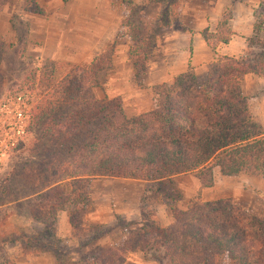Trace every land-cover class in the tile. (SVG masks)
Here are the masks:
<instances>
[{"label": "trees", "instance_id": "16d2710c", "mask_svg": "<svg viewBox=\"0 0 264 264\" xmlns=\"http://www.w3.org/2000/svg\"><path fill=\"white\" fill-rule=\"evenodd\" d=\"M230 35L222 17L213 32L201 33L210 48L227 42ZM129 38L127 55L136 78L147 62L148 43L134 33ZM113 48L114 41L87 63H65L68 68L62 71L60 63L45 60L38 76L31 78V90L38 89L31 114L39 137L52 146L45 149L44 185L26 200L30 217L38 220L42 214L47 232L54 228L57 211L68 204L76 207L73 193L78 197L97 176L165 184L193 172L202 188L212 184L215 170L223 176L240 171L264 175V132L241 91L244 74L264 76V57L218 55L207 64L202 80L187 70L155 84L153 107L126 117L120 98L93 95L98 74L112 66ZM165 204L172 218L168 225L141 210L139 226L125 231L129 222L116 217L121 226L118 241L95 246L79 260L57 259V264H123L133 252L150 253L158 264H222L224 259L230 264H264L262 227L228 198L203 201L196 195L183 209ZM36 209L42 210L40 216ZM68 221L81 247L109 232L104 224L88 225L80 218L75 223L72 216ZM22 238L28 241L31 236Z\"/></svg>", "mask_w": 264, "mask_h": 264}, {"label": "rangeland", "instance_id": "374dc122", "mask_svg": "<svg viewBox=\"0 0 264 264\" xmlns=\"http://www.w3.org/2000/svg\"><path fill=\"white\" fill-rule=\"evenodd\" d=\"M223 1H214L215 10H218ZM233 1L241 2L249 11L251 9L253 16L251 19L253 32L248 37L247 47L240 57L245 53L249 57H264V0ZM109 2L110 5L114 3L110 0ZM207 2V0H122L124 12L115 23L111 41L103 47H83L80 45L77 32L69 29L77 20L70 11L69 0H0V262L6 260L9 264H57V259L76 257L78 260L95 246L118 241L121 226L116 220L114 226L108 227V235L81 247L73 236L68 219L72 216L73 222L77 223L80 218L86 223L92 212L98 211L103 214L105 209H110L113 196L121 204L122 200H126V194H129L126 191H132L134 197L138 196L140 190L143 191L139 198L141 205L139 210L152 212L156 222L155 210H159L160 216L164 211L162 204L165 202L183 209L196 195L203 201L228 198L253 216L256 225L261 226L264 231V177L255 178L245 171H240L233 177H223L215 170L212 184L203 190L199 187L196 191L194 188L195 185L199 186V182L193 172L178 175L165 184L150 179L143 185L140 183V186L136 182L130 184L122 182L121 180L125 179L121 178L94 177L88 180L85 188H81L83 191L78 197L76 192L73 193L72 198L76 207L68 204L63 210L57 211L51 232H47V226L41 221L43 217L41 209L34 210L37 216L41 214L38 220L30 217L31 212L26 198L44 185L46 177L42 175L43 161L46 163L48 157L45 149L52 146L50 141L39 137V125L34 123L31 114L38 90H31L33 74L36 73V77L38 76V71L43 64L45 65V60L60 63L59 71L68 68L65 63L85 64L114 41L113 55L119 50L120 43L127 45L131 43L129 35L134 33L147 41L148 56L142 73L132 78L131 85L135 89L147 92L145 82L151 81L149 80L151 78L146 79L142 74L150 67L162 65L160 62L162 59L168 61L167 64H173L174 68L180 66L178 56L175 58V48L172 44L163 46L164 40L173 38L175 30H184L187 28L186 25L192 24L189 23L190 9L197 10L196 16L203 20L207 7L210 9ZM62 9L66 10L65 19L56 15L59 11L62 12ZM233 12L231 3L223 8L220 15L206 19V23L198 32L206 35L213 32L221 17L226 19L229 29ZM133 28H136L135 31ZM222 30L225 31V28L222 27ZM212 40L210 37V41ZM190 47L188 45L184 49L189 51ZM128 65L130 66V61ZM119 67L120 64H112L109 70L98 74L99 84L93 89L96 98L107 96L105 92L110 87L121 84L112 76ZM206 69L199 68L193 71L188 67L186 71L189 70L195 75L196 80L200 81L204 78ZM43 71L45 73V70ZM151 83L149 88L154 105L153 86L161 82L157 80ZM146 96L148 93L139 96L144 105L147 103L144 101ZM114 97L121 99L119 95L109 96ZM130 101L131 97L126 96L124 101L121 100L122 107L130 105ZM187 190L192 192L188 193ZM66 191H70V188L67 187ZM139 217V214L138 217L132 216L124 230L138 227ZM23 235L31 236L35 243H32L31 239L19 240ZM35 248L39 250L34 251ZM143 256L152 259L150 253ZM222 264L230 262L224 259Z\"/></svg>", "mask_w": 264, "mask_h": 264}, {"label": "crops", "instance_id": "0c3cea01", "mask_svg": "<svg viewBox=\"0 0 264 264\" xmlns=\"http://www.w3.org/2000/svg\"><path fill=\"white\" fill-rule=\"evenodd\" d=\"M113 5H110L109 0H69L68 6H70V11L77 17V20L74 21V25L70 26V30H75L78 34V39L81 41L80 45L83 47H103L113 38L115 32V23L120 16L123 15L122 0H110ZM140 1V0H134ZM209 8L207 7V12L203 16V20L198 19L196 16L197 10H189V16L192 23L187 28L177 29L174 31L173 38H166L163 42V46L167 44H172L175 48L174 53L175 58L178 56V62L180 66L174 68L173 64H167L168 61L161 60L162 65L158 67H150L142 76L151 81L145 82V89H135L131 85V80L133 77V70L128 65L129 59L127 55V44L120 43L118 45L119 50L115 51L111 55V62L113 65H121L118 69H115L113 79L119 81L121 84L116 85L115 87H110L109 90L105 92L107 97L109 96H120L121 100L124 101L126 96L131 97L130 105H125L122 107V110L125 116H135L139 113L150 110L153 107L151 97L152 92L150 91L151 82H160L170 81L174 76L185 72L189 67L193 71L196 69L202 68L206 69L207 64L215 59L218 55H226L233 58H239L245 51L248 43V37L253 32L252 21L253 19L251 9L246 8L244 4L238 1L233 0H224L221 2V6L218 10L214 8V1L207 0ZM233 1V2H232ZM233 5V18L231 19V24H229V29L231 31L230 38L225 43H218L214 48H210L209 45L205 42L201 34L198 32L200 28L206 23V19L215 18L220 15L221 11L227 5ZM72 5H75L72 6ZM220 5V4H219ZM249 12H248V11ZM206 11V10H205ZM66 10L62 9V12L59 11L56 15L61 16L62 19H65ZM205 21V22H203ZM58 30H62L58 28ZM59 36V31H57V37ZM168 42V43H167ZM56 44V41L55 43ZM190 45V50L184 49L185 46ZM180 53V54H179ZM113 58V61H112ZM181 61H180V60ZM177 62V60L175 61ZM125 64V67H123ZM161 72V73H159ZM241 91L245 97L246 105L249 113L255 122L260 126L261 130L264 132V76L256 75L253 73H246L243 76L241 82ZM147 102L145 105L142 102V99L139 98L140 95H146ZM128 111H131L130 113ZM246 172V171H245ZM248 173V172H247ZM185 174V173H184ZM187 174V173H186ZM219 174V173H218ZM252 177L263 176L264 175H254L248 173ZM182 174H179V176ZM220 175V174H219ZM223 176V175H220ZM235 176V175H234ZM97 177H107L108 176H97ZM175 178L178 175L174 176ZM173 177V178H174ZM223 177H233V176H223ZM172 178V179H173ZM125 179V178H121ZM109 180V179H108ZM122 182L133 183L136 182L140 186L146 182V180H134V179H125L121 180ZM129 181V182H128ZM132 181V182H131ZM264 188V182H263ZM195 191L199 189L195 185ZM204 187H202V190ZM188 193H191L187 190ZM126 200H122L119 204L115 197L113 196L110 202V209L107 208L103 211V214H100L98 211L91 213V218L87 220L85 224L94 225V224H104L111 228L116 223V217H119L126 222H130L132 216H140V197L143 194V191L140 190L138 196L134 197L132 191H126ZM105 195V193H104ZM107 195V194H106ZM136 199V200H135ZM133 200V201H132ZM135 200V201H134ZM206 201V200H205ZM126 206H129L126 208ZM164 211L159 216V210H155V216L157 222L161 225H168L171 222V212L169 208L162 204ZM160 209V208H159ZM97 210V209H96ZM133 214H131V213ZM140 218V217H139ZM138 218V219H139ZM144 254L140 252L130 253L123 264H158L157 261L153 259H147ZM73 260H76V257H72ZM78 259V258H77ZM79 260V259H78Z\"/></svg>", "mask_w": 264, "mask_h": 264}]
</instances>
